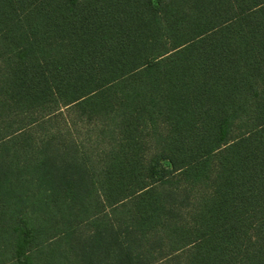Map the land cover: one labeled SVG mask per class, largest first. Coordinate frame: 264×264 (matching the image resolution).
I'll return each instance as SVG.
<instances>
[{
	"label": "trees",
	"instance_id": "obj_1",
	"mask_svg": "<svg viewBox=\"0 0 264 264\" xmlns=\"http://www.w3.org/2000/svg\"><path fill=\"white\" fill-rule=\"evenodd\" d=\"M0 264H264V0H0Z\"/></svg>",
	"mask_w": 264,
	"mask_h": 264
},
{
	"label": "rangeland",
	"instance_id": "obj_2",
	"mask_svg": "<svg viewBox=\"0 0 264 264\" xmlns=\"http://www.w3.org/2000/svg\"><path fill=\"white\" fill-rule=\"evenodd\" d=\"M63 117H61V116H58V117H56L55 119H53V120H51L50 121V123L48 122V123H45L43 126H48V125H57V124H59V125H62L63 124V119H62Z\"/></svg>",
	"mask_w": 264,
	"mask_h": 264
}]
</instances>
